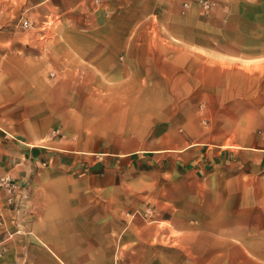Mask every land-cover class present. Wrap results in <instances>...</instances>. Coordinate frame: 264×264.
I'll list each match as a JSON object with an SVG mask.
<instances>
[{
  "label": "crops",
  "instance_id": "0c3cea01",
  "mask_svg": "<svg viewBox=\"0 0 264 264\" xmlns=\"http://www.w3.org/2000/svg\"><path fill=\"white\" fill-rule=\"evenodd\" d=\"M94 8L0 0V176L29 190L0 264H264V0Z\"/></svg>",
  "mask_w": 264,
  "mask_h": 264
},
{
  "label": "built area",
  "instance_id": "2783aa9c",
  "mask_svg": "<svg viewBox=\"0 0 264 264\" xmlns=\"http://www.w3.org/2000/svg\"><path fill=\"white\" fill-rule=\"evenodd\" d=\"M201 10L208 14L217 6V0H195ZM96 12L100 10L101 0H92ZM184 8L187 4L183 5ZM59 18L48 15L41 22L35 23L27 18H20L18 24L23 30L37 29L42 39H49L55 31ZM49 77L54 79L55 72ZM56 135V132H53ZM27 184L15 180L10 175L0 176V258L7 251L8 244L16 234L24 233L25 203L28 197Z\"/></svg>",
  "mask_w": 264,
  "mask_h": 264
},
{
  "label": "rangeland",
  "instance_id": "374dc122",
  "mask_svg": "<svg viewBox=\"0 0 264 264\" xmlns=\"http://www.w3.org/2000/svg\"><path fill=\"white\" fill-rule=\"evenodd\" d=\"M253 14L258 16L259 11L251 10ZM251 33L255 37L251 40V95L255 96L251 119L254 118L257 128L264 130V19L257 18L251 25Z\"/></svg>",
  "mask_w": 264,
  "mask_h": 264
}]
</instances>
